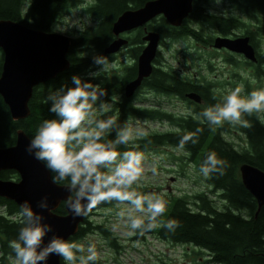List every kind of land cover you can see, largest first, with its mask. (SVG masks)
<instances>
[{
    "label": "trees",
    "instance_id": "obj_1",
    "mask_svg": "<svg viewBox=\"0 0 264 264\" xmlns=\"http://www.w3.org/2000/svg\"><path fill=\"white\" fill-rule=\"evenodd\" d=\"M67 0H35L31 6L23 8L24 0H0V19H11L25 24L34 29L51 31L59 22L58 8L65 5ZM97 13L107 17L108 25L103 21L98 23V28L88 29L80 32L76 37H72L71 45L67 58L70 61L69 68L60 74L54 80L41 84L36 90L33 88L31 98L29 99V115L20 120H13L6 104L0 97V147L13 145L16 141V131L22 129L31 139L36 134L38 126L45 119L56 118L49 111L50 102L46 98L51 91H55L61 86H72L71 77L78 75L82 80L94 83V79L86 76L87 71L91 69L90 56L79 55L84 48L94 46L103 50L104 46L113 39L112 23L116 20L118 14L126 9L128 4H137L142 0H97ZM251 4V3H250ZM256 4V5H254ZM254 4L248 5L252 8L259 7L264 10V0H254ZM243 6V10L249 12V7ZM258 8V9H259ZM112 20V22H111ZM209 24H214L221 31H228L236 24L233 18L224 19L209 17ZM165 22L148 23V28L156 31L160 35V40L175 41L181 38L192 36L194 39L207 43L200 31L188 26L186 23L180 31H164ZM190 27V28H189ZM188 28V29H186ZM142 32L136 33L130 38L131 44H138L141 49ZM184 36V37H182ZM79 50V51H78ZM136 52V51H135ZM3 60V53L0 50V72ZM136 66L127 69L124 75H113L103 81H99L101 88H106L110 94L122 93L126 81L132 77ZM177 78V79H176ZM176 79V85L172 86L171 81ZM179 75L170 74L153 69L151 75L144 79L145 86L152 88L154 92L159 91L170 93L179 91L182 94L186 90H193L201 94L204 103L200 106L190 108L186 115L174 117L173 114L165 112L157 107H137L131 103V98L120 102H115L113 109L120 112L121 119L132 115L146 117L151 119H167L174 126V129L167 131L147 134L139 139L137 146L129 145L127 148L123 145L117 148V151L143 150L160 146L164 144L178 145L181 137L186 133H196L198 142L193 144L188 142L183 149L187 155L188 161L193 162L197 169L204 161L206 155L214 151L219 159H223L229 165L225 169L224 175L213 174L206 181L211 187L210 192L216 193L217 197L223 203L222 208L214 204V200L206 192L194 195L191 203L195 208L190 207V202L182 197L165 199L167 206L165 213L159 218V221L175 220L179 227L173 232L158 226L152 231L146 232L143 236L136 234V239L144 238L146 234H152L160 239H166L175 243H190L203 250L208 258L205 262L212 264H264V205L257 211V202L251 193L242 183L239 166L242 163H250L264 170V124H261L255 116L245 117L251 127L242 128L240 131L245 136V145L237 149L230 141L223 137V132L228 131L227 126H212L207 123H201L195 117L205 108L221 102L220 97L210 88V83L204 84L186 83L180 81ZM106 90V91H107ZM216 97L215 99L213 97ZM192 102V101H191ZM200 128L202 132L197 133ZM238 129V128H237ZM107 140H114L113 136L106 137ZM51 173V172H50ZM54 174L51 173V177ZM13 177L18 179V174L14 170L0 171L1 179ZM59 184H67V181ZM140 191L144 190L140 189ZM64 203H60L55 212L65 213ZM115 203V202H112ZM112 203H101L96 208L111 205ZM0 206H3V213H0V250L1 259L5 256H14L9 242L18 238L21 217L19 216L20 207L10 199L0 197ZM94 208V209H96ZM93 209V210H94ZM92 211L84 216L77 232L70 236L69 241L83 237L93 230H98L105 237L110 238V243L114 244V237H110L109 228L104 224H94L89 219ZM11 216L19 218H11ZM63 264V260H61ZM91 264V262H90ZM97 264V262H95Z\"/></svg>",
    "mask_w": 264,
    "mask_h": 264
},
{
    "label": "clouds",
    "instance_id": "obj_2",
    "mask_svg": "<svg viewBox=\"0 0 264 264\" xmlns=\"http://www.w3.org/2000/svg\"><path fill=\"white\" fill-rule=\"evenodd\" d=\"M213 3L219 6L223 0H213ZM209 14H214L213 10L210 9ZM233 14H236L235 10ZM92 59L99 67L88 73L89 79L116 66L115 63L110 65L107 57L93 56ZM71 85L49 92L46 102H50L49 111L56 118L45 119L38 126L26 150L54 174L53 183L67 181L66 187L71 193L67 204L73 217L86 216L101 203L115 202L117 208L122 205L127 208L126 212L118 211L116 215L130 236L137 233L143 236L158 226L169 232L175 231L179 227L177 221H159L167 206L163 195L137 191L145 173V154L136 150L117 151L119 146L127 148L137 137L147 136V132L135 126L130 117L121 124L118 117L107 115L117 97L112 95L109 100L103 99L108 93L99 85L82 80L78 75L71 77ZM242 91L239 86L227 89L221 102L205 108L195 118L209 127L227 122L233 127L248 128L251 125L245 117L251 116L264 124V88L246 96L241 94ZM113 132L115 139L107 140ZM196 132H202V129L198 128ZM188 142H198L196 133L184 134L177 150L182 151ZM228 166L211 151L200 165L199 173L205 179L213 174L222 176ZM151 171L157 174L154 165ZM37 207L48 210L47 197L39 201ZM19 216L22 226L18 238L9 242L14 253L13 264H47L50 255L61 257L65 264H95L98 260L94 244L85 249L83 245L55 234L45 243L52 228L27 202L20 206ZM85 251L86 256L82 255Z\"/></svg>",
    "mask_w": 264,
    "mask_h": 264
},
{
    "label": "rangeland",
    "instance_id": "obj_3",
    "mask_svg": "<svg viewBox=\"0 0 264 264\" xmlns=\"http://www.w3.org/2000/svg\"><path fill=\"white\" fill-rule=\"evenodd\" d=\"M212 4L210 9L213 8L216 10L215 12L222 11L223 3L219 6L213 2ZM79 9L71 8V10L76 11H79ZM228 9H230L229 6ZM96 15L100 19V23L106 21L104 23L108 25L107 17L101 16L98 13ZM98 23L99 20H93L89 17L79 18L77 14H73L70 17L61 18V21L51 31L69 36L71 39L82 31L94 29L95 27L98 28ZM193 26L196 27L197 25L193 24ZM202 30L203 35L206 37H214L218 34L214 29L206 25H204ZM125 33L129 35L131 32L126 31ZM134 34H132V37ZM133 45L137 46L138 44L133 43ZM158 49L160 55L163 58H167L169 64L175 70L180 71L181 77H188L193 82L210 81L217 95H225L227 89H234L238 86L242 88L244 92L241 94L245 96L253 90L264 88V80L262 78H255V80L251 78L252 80H248V69H243L226 62L224 57L227 52L220 50L213 53L205 44L189 37L175 41L167 39L161 42L160 40ZM78 54L89 55L91 66L95 67L94 70L91 67L87 71L86 76H88L90 71H96L99 67L94 64L93 56H108L102 52L97 53L94 46L86 47L83 52H78ZM111 55H114L112 56L113 58L107 57V59L110 65L115 63V68H110L109 71L102 72L97 78L105 79V77L110 78L114 74H120L118 71H123L124 67L134 60L128 53L127 46ZM244 80H248L249 82L245 84L247 91L243 88ZM137 97V105L158 107L165 112L173 114L174 117L186 115L189 111L187 110L186 103L176 102L173 96H164L148 89L140 96L138 94ZM108 115L114 114L108 113ZM131 120L135 126L145 130L147 134L174 129V126L165 120H137L134 118ZM223 125L228 128V131L223 132V137L230 141L237 149H241L245 145V136L239 130L240 128L238 126L233 127L227 122ZM140 151L145 154V173L139 181L137 191L143 193V191H140L142 189L145 191L144 194L154 192L163 195L165 199L182 197L189 200L191 208H195L191 203L194 200V195L206 192L214 200V204L218 208L223 207V203L217 197L216 193L210 192L211 187L199 173V169L185 157L187 153L184 150L178 151L176 147L164 144ZM153 165L157 170V174L155 175L151 171ZM12 178L10 177V179ZM2 210L3 206H0V212ZM118 211L126 212L127 208L123 205L117 208L115 203H112L111 205L92 210L89 216V219L94 224H104L109 228L110 237H114V244H111L110 238L105 237L98 230H93L85 236L70 242L81 244L85 249H87L89 244H94L98 252L97 264H212L205 262L208 256L203 250L190 243H175L166 239H160L152 234H146L144 238L139 240L135 238L136 235H128V229L120 222L116 215ZM77 255H81V253ZM82 255L86 256L87 252L85 251ZM13 259L14 256H5L2 260L3 262L0 261V264H13ZM63 264H65L64 260Z\"/></svg>",
    "mask_w": 264,
    "mask_h": 264
},
{
    "label": "water",
    "instance_id": "obj_4",
    "mask_svg": "<svg viewBox=\"0 0 264 264\" xmlns=\"http://www.w3.org/2000/svg\"><path fill=\"white\" fill-rule=\"evenodd\" d=\"M190 1L151 0L136 10H125L112 23L114 38L104 46L103 54L118 52L128 44L127 38L121 34L144 26L159 13L167 18L169 24H181V20L190 9ZM176 4L180 7L177 8ZM142 40L146 43L137 57V74L125 84V97H131L140 87L142 80L153 70L152 62L157 54L160 35L156 31H146ZM70 45V37L61 33L34 29L11 19H0V50L3 53L0 97L8 107L13 120H20L29 115L28 102L34 87L54 80L58 74L69 68L67 54ZM213 47L217 49L225 47L230 51L242 53L251 61H256L248 37L217 36L214 38ZM185 97L197 103L201 101V96L193 91L186 92ZM29 141L27 134L18 129L15 143L0 147V171L14 170L19 175L18 180L0 178V197L13 200L19 207L27 202L34 213L43 215V222L52 228L45 237V243L53 234L68 240L77 232L84 216L73 217L67 204L71 193L66 184L52 182L50 171L34 158V154L27 152ZM239 173L243 185L255 198L258 211L264 205V170L250 163H242L239 166ZM44 197H47L48 210L37 207ZM61 202H65L63 214L55 212ZM47 264H61V257L50 255Z\"/></svg>",
    "mask_w": 264,
    "mask_h": 264
},
{
    "label": "flooded vegetation",
    "instance_id": "obj_5",
    "mask_svg": "<svg viewBox=\"0 0 264 264\" xmlns=\"http://www.w3.org/2000/svg\"><path fill=\"white\" fill-rule=\"evenodd\" d=\"M34 1L35 0H24V5H23L24 9L26 8V6H28V4H29V6H31V4H33ZM147 1H151V0H142L141 2H136L137 4H128L129 7H127L123 11H121L118 14V16L122 12H124L125 10H129V9L136 10V9L144 6ZM212 2H213V0H191L190 1V9L187 11L186 16L181 20V24H179V25L169 24V22L167 21V18L163 14L159 13V14L155 15L153 18H151L144 26L136 27V28H133L132 30H129V32H131L129 35L127 33H124V36L128 39V44H127L128 53L130 54V56L134 60L131 61L128 65H126V67H124L123 71H118V72L120 73V75H124L128 68L136 66L135 70L133 71L134 73H133L132 77H129L130 73L128 72L127 77L130 79L128 81H126L125 84L136 77V74H137V57H138L139 53L141 52V49L143 48L142 47L141 49H139V48L135 47L133 44H131L130 38L132 37L133 33L136 34L138 32H142L143 33L141 36V38H142L146 31H153L152 29H149L147 26L148 23H151V22H165V23H167L166 25H164V29H163L164 31H167V30L171 31L173 28L176 31H180L183 27H185L186 23H189L188 26L196 28V31H200L202 33L203 38L205 39V41H207L205 46L208 47L209 49H211L213 51V53L220 51V50H223V52L224 51L227 52L226 56L224 57V60L226 62H228L229 64H233L234 66L241 67L243 69H248V71H249L248 80H252V79L255 80V78H257V79L262 78L264 80V10H261V8H259V7L252 8V7L248 6V5L254 4V0H223L222 11L215 12L216 10H214L212 8L211 10H213L214 14L210 15L209 10H210L211 6L213 5ZM97 5H98L97 0H90V1H87V0H67L64 6L61 7V3H60V6L58 8L57 12H58L59 21H61V18L70 17L73 14H77L79 16V18L89 17L90 19L99 20V22H100V19L96 15ZM254 5H256V4H254ZM228 6L230 9H228ZM243 6H248L249 12L244 11ZM71 8H74V9L80 8V9H79V11L78 10L76 11V10H71ZM233 10H235L236 14H233ZM209 17L224 18V19L233 18L236 20V24L230 30L223 32L219 29V27L215 26L214 24H209L207 22V19ZM193 24H196L197 26L194 27ZM204 25L209 26L210 28L214 29L215 32H217L218 34H216L214 37L204 36L203 30H202ZM186 29H188V28H186ZM186 36L197 41V42L204 44V42L196 40L190 35H186ZM217 36L229 37V38L248 37V43L252 46V48L254 50V53L256 56V61H251V60L247 59L242 53H239V52H233V51H230L226 48H220V49L214 48L213 47V41H214V38ZM182 37H184V36H182ZM161 42H163V41L161 40ZM144 44H145V42H143L142 46ZM95 49H96L97 53L102 52V50H99L97 48H95ZM213 55H215V54H213ZM112 56H114V55L108 54L107 57L110 58ZM90 63H91V61H90ZM91 67H92V70H94L95 67L94 66H91ZM153 69H157L158 71H162V72H170V74H174V75L176 74V75L180 76V71L175 70L169 64L168 59L163 58L160 55L159 51L157 52V54L153 60ZM114 75H117V74H114ZM234 75H236V73H234ZM144 79L142 80L140 87L136 90V92L131 97H125V95H124L125 84L123 86V92L122 93H115V94H110L106 88H101V84L99 81H103L104 80L103 78H95L93 84L99 85V87L101 89L107 90V93L111 96L112 95L118 96L116 102H120L121 98L122 99L124 98V101L128 98H131V103L133 104V106L145 107V106H140V105L136 104V101L138 99V97H137L138 94L140 96L144 91H147V89L153 91L152 88H147L144 85L145 84ZM176 79H173L171 81L172 86L176 85V82H175ZM179 80L186 82L188 84L189 83H197V84L200 83V84H204V85H205V81H207V80H204L201 82H193L192 80H189L188 77H182V79H179ZM248 80H244L243 88L245 91H247L245 84L249 83ZM46 82H48V81H46ZM46 82H43V83H46ZM207 82H210V81H207ZM43 83H41V84H43ZM41 84L37 85L35 87V89L38 90L39 89L38 87ZM209 85H210V88L212 90L214 86L211 85V83ZM213 90H215V89H213ZM191 91H193V90H186L182 94H180L179 91H172L170 93H167L164 91H159V92L164 96H173L175 98L176 102L186 103L187 110L190 111V108L193 107L194 104H195V106H197V105L200 106L201 104L204 103V101L202 100V97H201V100L203 102L201 101L200 103H196L194 101L191 102V100L186 98L185 93L191 92ZM193 92H196V91H193ZM242 92H244V91H242ZM198 94L201 96L200 93H198ZM110 97L106 98V100L107 99L109 100ZM218 97L222 98L223 95L220 94V95H218ZM109 113L114 114V116L118 117V123H121V124L124 122L125 119H129V117L131 119L134 118L137 120H139V119H144V120L145 119H151V118H146V117H138V116L129 115V116L125 117L123 120L120 118V117H122L120 112H117L116 110H111ZM154 119L159 120V121L165 120L168 122L167 119H156V118H154ZM111 136H113V133L109 135V137H111ZM137 140L138 139H136L130 145L137 146L139 144ZM167 145H169V144H167ZM171 146L177 148L178 145L176 144V145H171Z\"/></svg>",
    "mask_w": 264,
    "mask_h": 264
},
{
    "label": "bare ground",
    "instance_id": "obj_6",
    "mask_svg": "<svg viewBox=\"0 0 264 264\" xmlns=\"http://www.w3.org/2000/svg\"><path fill=\"white\" fill-rule=\"evenodd\" d=\"M175 6H176L177 8L180 7L178 4H176ZM175 10H177V9H175ZM68 60H69V59H68ZM257 186H258V185H257Z\"/></svg>",
    "mask_w": 264,
    "mask_h": 264
}]
</instances>
